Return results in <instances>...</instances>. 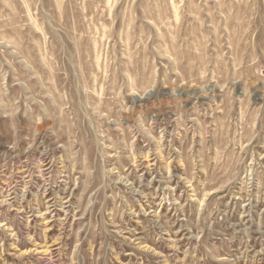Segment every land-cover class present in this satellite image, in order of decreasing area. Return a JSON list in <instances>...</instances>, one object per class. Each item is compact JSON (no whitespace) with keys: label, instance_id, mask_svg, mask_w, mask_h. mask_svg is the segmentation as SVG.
<instances>
[{"label":"rangeland","instance_id":"1","mask_svg":"<svg viewBox=\"0 0 264 264\" xmlns=\"http://www.w3.org/2000/svg\"><path fill=\"white\" fill-rule=\"evenodd\" d=\"M0 264H264V0H0Z\"/></svg>","mask_w":264,"mask_h":264}]
</instances>
